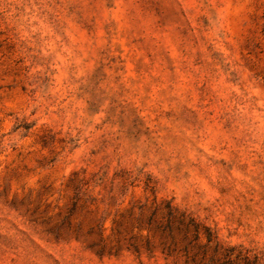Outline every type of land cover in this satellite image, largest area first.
<instances>
[{"label": "rangeland", "instance_id": "rangeland-1", "mask_svg": "<svg viewBox=\"0 0 264 264\" xmlns=\"http://www.w3.org/2000/svg\"><path fill=\"white\" fill-rule=\"evenodd\" d=\"M0 264H264V0H0Z\"/></svg>", "mask_w": 264, "mask_h": 264}]
</instances>
